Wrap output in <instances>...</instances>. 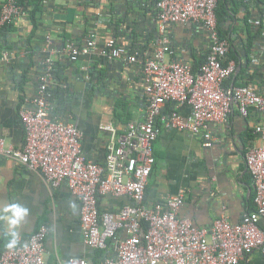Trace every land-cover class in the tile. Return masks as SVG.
Returning a JSON list of instances; mask_svg holds the SVG:
<instances>
[{"label":"crops","instance_id":"crops-1","mask_svg":"<svg viewBox=\"0 0 264 264\" xmlns=\"http://www.w3.org/2000/svg\"><path fill=\"white\" fill-rule=\"evenodd\" d=\"M28 1L41 5L35 22L26 14L14 24L0 26V138L5 139L7 149L19 150L25 144L20 110L34 108L41 76L51 61L59 71L49 85L52 116L79 127L84 132L86 158L105 165L110 140L124 133L130 121H140L145 116L142 62L154 56L160 35L157 0L143 1L144 15L139 26L127 22L118 9L109 6V0H102V5L88 10L87 0ZM34 4L29 8L33 9ZM245 4L225 24V28L231 27L230 58L237 63V71L225 81V86L249 85L262 92L264 44L257 47L255 39L259 35L264 38V0H246ZM99 14L109 15L111 21L94 27L91 16ZM93 29H96L99 48L114 38L128 53L138 52V61L130 62L127 56L109 61L98 49L72 60L66 44L74 42L84 46ZM166 35L170 39L166 62H188L196 70L206 62L212 40L204 25L169 24ZM253 54L260 58L256 65H252ZM172 109V104L164 107L166 113ZM190 112L189 105L181 108L183 116ZM262 123L264 113L255 107L247 117L234 107L226 121L211 124L215 141L210 147L203 146L201 134L162 126L154 144L156 162L146 188V204L164 207L168 196L184 191L186 201L179 214L197 226L211 227L222 215L232 223L241 222L247 212L255 209V187L245 155L251 145L257 144L254 127ZM103 125L112 129L106 131ZM10 203H19L30 210L18 227L20 241L28 240L42 224L49 226L44 253L49 263L84 258L101 264L116 254L117 239H111L106 249L86 245L80 200L66 183L53 189L16 158L3 155L0 157V212ZM130 203L125 196L99 198L101 212L116 213ZM8 239L7 226L0 221V245L4 249L8 248ZM241 264H264V256L259 250L251 251Z\"/></svg>","mask_w":264,"mask_h":264},{"label":"built area","instance_id":"built-area-1","mask_svg":"<svg viewBox=\"0 0 264 264\" xmlns=\"http://www.w3.org/2000/svg\"><path fill=\"white\" fill-rule=\"evenodd\" d=\"M217 2L157 0L160 35L154 56L142 62L145 116L143 120L130 121L124 133L110 140L105 165L86 158L84 132L79 127L52 116L49 85L54 66L51 61L41 76L34 108L20 110L25 144L19 150L7 149L5 139L0 138V157L16 158L53 189L66 183L78 197L86 245L106 249L111 239H117L115 256L105 258L101 264H241L251 251L259 250L264 256V123L254 127L257 144L251 145L245 155L255 187V209L247 212L241 222L232 223L222 215L211 227L197 226L179 214L186 201L184 191L168 196L164 207L145 203L146 188L156 162L154 144L161 133L159 118L164 128L201 134L203 146L210 147L215 141L211 124L226 121L234 107L244 117L253 107L264 113V91L249 85L225 86V81L237 71V63L229 60L226 64L232 43L220 37ZM26 14L20 0H1L0 26L14 24ZM110 21L109 15L99 14L94 27ZM188 23L204 25L212 40L206 62L196 71L188 62H166L170 43L167 26ZM95 31H90L84 46L66 44L72 60L98 49L109 61L123 56L130 62L138 61V52L128 53L114 38L99 48ZM168 104L173 109L165 113ZM185 105L191 109L188 116L181 114ZM102 128L112 129L108 125ZM106 195L125 196L131 203L116 213L101 212L99 198ZM49 233V226L42 224L28 240L11 249H0V264H96L84 258L47 262L44 253Z\"/></svg>","mask_w":264,"mask_h":264},{"label":"trees","instance_id":"trees-1","mask_svg":"<svg viewBox=\"0 0 264 264\" xmlns=\"http://www.w3.org/2000/svg\"><path fill=\"white\" fill-rule=\"evenodd\" d=\"M246 0H218L217 2V6H216V16H217V24H218V30H219V34L220 37L223 39H228L231 43H232V38L229 36L230 31H231V27H229L228 29L225 28V24L227 23V20H230L233 16H237L240 13V10L242 7L247 6L245 4ZM253 1V0H251ZM21 4H23L25 6V9L27 11V14L30 16L32 22L36 21V15L37 12L40 11L41 9V5L39 4V2L37 4H34V8L30 9V5H32L31 3H29L28 0H20ZM95 19V18H94ZM93 19V21H94ZM247 20V17H246ZM263 27V25H261ZM232 52V48L230 50V53ZM230 53H229V58L226 61V64L229 60H231L230 58ZM232 56V55H231ZM196 67H194V70L196 71ZM59 74V71L57 70V68L54 67V71L52 72L53 77H55L56 75ZM169 106H171V104H169ZM170 110V107H169ZM166 113V111H164ZM168 112V110H167ZM119 116V115H118ZM161 119L159 118L158 120V126L162 128V123H161ZM145 203H146V198H145ZM0 249L4 250V247L2 245H0Z\"/></svg>","mask_w":264,"mask_h":264},{"label":"water","instance_id":"water-1","mask_svg":"<svg viewBox=\"0 0 264 264\" xmlns=\"http://www.w3.org/2000/svg\"><path fill=\"white\" fill-rule=\"evenodd\" d=\"M143 1L144 0H109V6L118 9L120 11V14H122V17L125 18L127 22H132L133 26H139L138 22L141 20V18L144 15ZM85 2H86L85 7L87 10L89 8H95L98 7L99 5H102V0H87ZM95 17H96L95 15L91 16L92 19H94ZM124 33L126 34V32ZM128 33H130L132 36L133 32L130 31ZM255 41L257 47L264 44V38L261 35H259V39H255ZM254 60H256V62ZM259 61L260 58L257 57V55L253 54L252 65L258 64ZM121 80L125 82L123 78Z\"/></svg>","mask_w":264,"mask_h":264},{"label":"clouds","instance_id":"clouds-1","mask_svg":"<svg viewBox=\"0 0 264 264\" xmlns=\"http://www.w3.org/2000/svg\"><path fill=\"white\" fill-rule=\"evenodd\" d=\"M29 214L30 210L19 203L7 204L0 212V221H3L7 226V235L9 237L7 247L9 249L16 247L20 242L18 227Z\"/></svg>","mask_w":264,"mask_h":264}]
</instances>
